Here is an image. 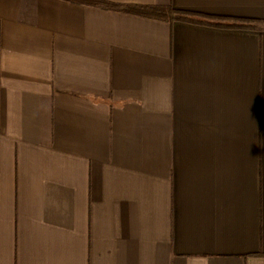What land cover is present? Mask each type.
<instances>
[{
    "label": "crops",
    "instance_id": "1",
    "mask_svg": "<svg viewBox=\"0 0 264 264\" xmlns=\"http://www.w3.org/2000/svg\"><path fill=\"white\" fill-rule=\"evenodd\" d=\"M0 264H264V24L0 0Z\"/></svg>",
    "mask_w": 264,
    "mask_h": 264
},
{
    "label": "trees",
    "instance_id": "2",
    "mask_svg": "<svg viewBox=\"0 0 264 264\" xmlns=\"http://www.w3.org/2000/svg\"><path fill=\"white\" fill-rule=\"evenodd\" d=\"M104 9L135 14L172 23L185 21L217 27L261 29L264 20L205 15L174 8L171 4L120 3L109 0H71Z\"/></svg>",
    "mask_w": 264,
    "mask_h": 264
}]
</instances>
